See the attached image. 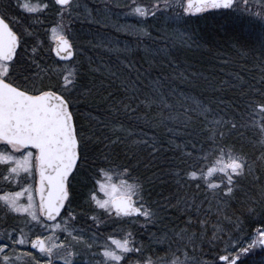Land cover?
I'll return each instance as SVG.
<instances>
[{
  "label": "trees",
  "instance_id": "trees-1",
  "mask_svg": "<svg viewBox=\"0 0 264 264\" xmlns=\"http://www.w3.org/2000/svg\"><path fill=\"white\" fill-rule=\"evenodd\" d=\"M74 1H83L82 8H90L93 16L88 18L90 21L85 20L80 13L81 7L73 14L76 17L71 18L72 34L67 35L74 45V58L65 63L53 57L47 32L42 31L60 22L58 7L51 0H27L50 6L44 13L25 16L26 30L32 34L27 35L26 41L23 34H18L23 39L18 49L17 79L23 84L25 77H29L27 85L31 88V78L36 74V88L61 91L58 70L78 71L76 88L65 95L75 124L83 133V147L78 168L70 178L71 203L66 204L62 215L72 211L77 216L75 227L83 229L85 241L91 242L94 234L101 240L95 241L90 254L79 253L77 264H89L91 253L99 250L98 242H106V236L123 239L129 232L133 234L131 239L144 251L128 254L122 264L149 258L162 264L170 256L179 257L183 251L193 257L196 264H209L223 254L219 247L222 241H228L219 237H227L225 233L235 229L238 235H243L244 242L240 244L248 243L249 234L264 224V160L260 159L264 153V145L260 143L264 113L256 107L264 103V24L256 20L262 14L257 11L258 7L253 5L248 13L254 18L230 9L186 15L177 23L163 14L155 18L154 24L147 21L134 26L143 27L150 33L149 38L130 35L126 30L115 31L96 20V6L90 0ZM143 1L148 7L152 5ZM98 10L104 9L99 7ZM177 29L183 33V39L177 38ZM100 33L128 45V50L124 53L122 49L109 51L112 45L104 52L98 47V50L87 48V45L96 46L98 40L93 35ZM249 35L256 37L249 39ZM34 46L37 47L35 56ZM33 58L40 69L32 63ZM41 69L47 70L46 73ZM140 73L143 75L138 80ZM41 75L43 77L39 78ZM156 79L162 82L160 92L171 105L169 108L159 103V95L152 90L151 81ZM133 82L140 88L139 93L131 90ZM150 99L156 100L150 108L141 103ZM197 102L210 111L204 115H199L198 110L191 111ZM185 109L190 111L185 113ZM161 113L163 117L171 114L177 119H165L161 123ZM189 116L190 122L185 123L184 119ZM213 119L234 121L238 128L231 130V124L213 125ZM213 127L222 128L225 135L220 142L226 149L233 148L245 155L252 168L251 173L241 178L235 195L227 201L217 199L202 180L189 183L186 176L188 171L196 170L198 174L206 171L219 155L213 151L212 141L207 139L210 135L207 129ZM100 168L117 171L128 168L129 182L139 183L140 196L154 212L153 218L146 221L142 217L117 218L114 215L107 219L111 220L109 223L93 231L94 223L89 217L97 212L88 201L95 179L100 178ZM2 172L7 170L0 165ZM9 189L13 191L11 186ZM250 209L255 211L250 213ZM83 214L88 220L82 219ZM99 216L100 220L105 219ZM60 220L58 217L57 221ZM14 225L17 224L0 227V230L14 228ZM205 225L213 226L208 236L201 232ZM171 235H177L178 239ZM191 235L202 241L191 243L189 250L190 242L184 239ZM215 236L219 242L213 240ZM258 254L264 256L261 250ZM32 256L37 257L34 253ZM91 264H95V260ZM240 264H264V258L247 256Z\"/></svg>",
  "mask_w": 264,
  "mask_h": 264
},
{
  "label": "snow or ice",
  "instance_id": "snow-or-ice-1",
  "mask_svg": "<svg viewBox=\"0 0 264 264\" xmlns=\"http://www.w3.org/2000/svg\"><path fill=\"white\" fill-rule=\"evenodd\" d=\"M53 3L58 6L57 15L61 17V22L49 29L50 39L54 43L51 51L61 61L72 60L74 45L71 43L70 36L65 32L63 18L67 16L71 22L74 0H53ZM49 6V3L33 4L27 0H16V7L29 16L44 13ZM180 6L183 8L184 15H193L205 10L233 9L235 0H187L186 3H183V0H155L150 7L140 6L133 0L128 14L139 18L149 16L156 18L157 15H163L171 10L173 13L171 19L178 23L181 20V13L176 9ZM193 9L195 12L192 11ZM261 19L264 20V17ZM15 22L14 18L9 20L7 16L0 14V146L11 149V152L0 149V165H7V173L2 176L3 181L19 184L26 176L34 180L35 188L26 184L19 191H6L0 194V208L6 209L11 214L26 216L30 221L36 222L39 227L50 231V234L46 237L36 235L35 238L29 240L28 234L23 229H20V235L15 237L12 232H9L10 243H0V254H4L10 247L30 244V247L37 250L40 257L44 258L41 261L31 253H24L25 256L31 257L35 264H56L57 261H62V264H77L79 252L76 251V247L84 244L91 251L97 239L94 234L91 242L84 240L83 229L75 227L77 216L72 211H68L66 216L62 215L66 204L71 203L70 178L78 168L83 147V133L75 124L73 113L70 111V102L65 95V92L70 94L76 88L78 71L65 68L58 70L60 74L58 88L61 91L55 88H36L34 83L36 74L31 78L33 80L31 88L27 85L29 77H25V83H20L17 79L20 63L18 48L21 47L23 37L18 35L11 26ZM140 22L145 21L141 19ZM124 30L130 35L151 38L150 33L143 27L134 28L126 25ZM70 31L69 28L68 32ZM25 34L31 35L32 33L25 30ZM176 36L183 39V33L179 29L176 31ZM32 51L35 56L37 47L34 46ZM32 63L40 69V65L34 58ZM41 71L46 73L47 70L41 69ZM64 72L67 74H63ZM142 75V73L138 74L137 79L139 80ZM151 84L153 92L159 95V103L165 108L171 107L165 100L164 94L160 92L161 80L156 79L151 81ZM131 90L134 93L140 92L135 82ZM155 102V99L147 102L141 101L148 108ZM256 107L264 113V103ZM125 108L128 109L129 106L125 105ZM197 110L199 115L210 111L207 107H201L198 102L191 111ZM188 111L190 110L185 109V113ZM161 115V123L165 119H177L171 114L167 117H163V113ZM190 120L189 116L185 123ZM211 123L213 125L231 124V130L238 128L234 121L213 119ZM207 130L210 132L207 139L212 141L213 151L219 155L212 165L207 167L206 172L202 170L199 174L196 170L186 172L187 180L189 183L203 180L207 189L211 190L217 199L227 201L235 195L241 178L251 173L252 168L245 155L237 153L233 148L226 149L220 142L225 135L222 128L213 127ZM260 132L262 134L260 143L264 145V126L260 128ZM143 142L147 143V141ZM152 147L155 150V144ZM15 153H21V155L17 156ZM185 154L192 155L191 153ZM204 158L207 159L206 156ZM260 159L264 160V153L261 154ZM196 164H199V160ZM216 173L220 174L219 182H209V178ZM114 176L120 178L114 181ZM129 176L128 168L122 171L100 168L98 177L102 179H95L88 202L109 217L112 215L117 218L144 217L146 221H150L154 212L143 203L139 183H130ZM196 186L199 188L200 184L197 183ZM97 191L103 194V199L98 198ZM25 196L27 203H22V198ZM37 197L38 204L36 203ZM249 211L251 213L255 209ZM41 217L43 222H41ZM58 217L61 218L60 221H57ZM89 219L98 225L100 216L93 215ZM57 233H64L65 239L60 240ZM132 235L131 232L126 233L123 239L109 236L108 243L101 244L98 251L92 252L89 264L92 260H95V264H122L128 254H142L144 249L135 244L131 239ZM257 249L264 250V229H258L255 238L247 246H241L239 242L233 244L234 254L221 255L219 260L224 264H240L242 258ZM19 258V256L16 257V259ZM0 260L3 264H13L8 255L0 256ZM136 264H154V262L151 258L138 259ZM171 264H186V261L180 260L177 256Z\"/></svg>",
  "mask_w": 264,
  "mask_h": 264
},
{
  "label": "rangeland",
  "instance_id": "rangeland-1",
  "mask_svg": "<svg viewBox=\"0 0 264 264\" xmlns=\"http://www.w3.org/2000/svg\"><path fill=\"white\" fill-rule=\"evenodd\" d=\"M90 1L92 3H94V5L96 6L95 7L96 9L94 11V14H95V16L97 18L96 20H98L100 23L107 24V26H111L112 29H114L115 31H124V26H126V25L134 27L135 25H138L139 23H141L140 22L141 19H143L145 21L144 23H146L147 21H150L153 24L157 22L156 19L152 18L151 16L146 17V18H139V17H136L134 15H129L128 13L130 11V6L132 5L133 0H90ZM186 1L187 0H183V3H185ZM146 2H149V3L153 4L155 2V0H146ZM120 3H122V4H120ZM135 3L140 5V6L148 7L145 4V1H143V0H135ZM82 4H83V1H74L73 10L71 11V14H72L71 18L72 17L73 18L76 17V15L73 16V14L77 13L79 7L82 8V6H83ZM253 5L258 7L257 11H260L262 13L256 18V20H261V22H263L262 24H264V20L261 19V17H264V0H235V6H234V8L231 11L235 12V13H241L242 15H243V13H246L247 15H250L248 13H251L250 9L253 8ZM99 7H100V9H104V10L103 11L98 10ZM180 8H181V10H180ZM89 9L87 7H83L81 12H80V13L83 14L82 15L83 18L85 20H87V21H90V20H88V18L93 16V13H92L91 9L90 10ZM176 10L181 13V17L186 16V15L183 14L182 6L178 7ZM215 11H218V10H205V11L200 12L198 14L202 15V14H205V13H210V12H215ZM165 15L172 16L173 13H172L171 10H169V12L165 13ZM157 16H162V15H157ZM250 17L254 18V16H252V15H250ZM120 19L123 20V21H119ZM60 22H61V20H60ZM63 24L65 25L66 34H68V33L72 34V31L68 32V29L71 28V26L74 24L73 21L72 20H71V22H69V20L65 21V17H64L63 18ZM56 25L57 24H54L51 27H54ZM51 27L47 28L46 30H42L45 33L47 32L46 38H47V41L49 42L50 52H51V48L54 45L53 41L50 39V31H49V29ZM26 28H27V26H25V30H26ZM122 28H123V30H122ZM25 30L22 29V31H20V32H23L22 34H23V37H25L24 40L26 41L27 40V35H25ZM102 33H104V32H102ZM102 33L94 34L93 37L98 40V43L96 44V46L95 45H87V48H89V49H93L94 48L95 50H98V48H100L99 51L100 52L101 51L104 52V51L108 50V45H112L113 48H111L109 51L116 52L117 48H118V49H122V53H124V52H126L128 50V45H126V44H124L122 42L118 43L116 40H112L111 38H105V37L102 36ZM28 36H31V35H28ZM255 37H256L255 35H252V36L249 35L248 38L249 39L250 38L254 39ZM261 42H262V39H260V43ZM39 44H40V42H39ZM262 45H264V44H262ZM125 49H127V50H125ZM111 56H113V55H111ZM41 77H43V75H41L39 78H41ZM39 84H42V83L39 82ZM177 104L178 103L175 102V105H177ZM184 122H186V119H184ZM15 155L19 156V155H21V153H15ZM206 171H204V172H206ZM22 176H25V174H22ZM100 179H102V177H100ZM113 180L117 181L118 179L116 177H113ZM219 180H220V174L219 173L213 174V176L209 178V182L218 183ZM30 183H32V178H28V177L25 176V179L22 180L19 184L11 183V188H12L13 191H19V190H21V188H20L21 186L23 187L26 184H30ZM203 183L205 184L204 181H203ZM74 187L75 188L77 187V183L76 182H74ZM97 195H98V198H100V199L104 198L103 194L99 193L98 191H97ZM21 202L22 203H27L26 196L24 198H22ZM36 203L38 204L37 198H36ZM92 206L95 208L94 205H92ZM96 212H97L96 215H103L105 217V219L99 220L98 225L94 224L92 226V224H91V226L93 227V229H92L93 231H96V230L98 231V229L102 228L103 224L109 223L111 221V220H107L110 217L108 215H106V214H103L102 210L96 209ZM11 215L15 216V219L11 218L9 215H3L2 213H0V227L8 226L9 224H20V225L19 226L18 225H14L13 226L14 228H8L7 230L0 231V243H10V241L8 240V233L12 232L14 237L15 236H19L20 235V229H23L24 232L28 234L29 240L35 238L34 235H37V233L40 234L41 237H46L47 235L50 234V231H47V230L39 227V225L36 222L30 221L29 218H27L26 216H20V215H17V214H11ZM113 216L114 215H112L111 217H113ZM82 219L88 220V216H85L83 214L82 215ZM142 220H145V218L142 217ZM41 222H43L42 219H41ZM90 222H92V221H90ZM129 225H131V224H129ZM212 229H213V226L210 227L209 225H205V227L201 230V232L204 231L206 233V235L208 236V235H210V232H211ZM258 229H264V224H262L261 227L255 228L249 234V236L247 238V240L249 241L248 243H250L251 240L253 238H255ZM224 231H226V230L224 229ZM224 231L220 230L219 232L225 233ZM225 234H226L227 237H224V236L219 237V238H227V240H228V241H225V240L222 241L223 245H225V246L219 245V247H221V249H223V254H221V255L231 256V255L234 254V253H230L231 251H233V244H235L237 242H239V244H240V242H244L243 235L242 234L238 235L236 229L232 233L229 232V233H225ZM57 236L59 238H65V234L64 233H57ZM98 237L99 236H97V238ZM108 237L109 236H106L104 238L106 240V242H104L102 244L108 243ZM172 237L173 238L176 237V239H178L177 235H173ZM113 238L119 239L117 237H113ZM96 240L100 241L101 239H96ZM213 240H215V242H219V240H218V238H216V236H215V238ZM213 240H212V242H213ZM184 241L190 242V244L188 243V245H189V250H191L192 249L191 243L196 242V241L197 242H201L202 240H199L198 237L191 235L190 237H186L184 239ZM248 243H245L244 245H242V244H240V245L241 246H247ZM100 245H101V242H98V246H100ZM29 246H30V244L23 245V246L16 245L15 248H11L10 247V248L6 249L4 254H0V256L8 255L12 259L13 264H35V261L32 260L31 257H28V256L24 255V253H28L26 250L29 249ZM76 249L78 250V252L80 254H81L82 251H85L86 254L90 252V250H88L86 248V245H84V244L78 245L76 247ZM198 250L200 251V249H198ZM29 251H30V249H29ZM259 251H260L259 249L254 250L248 256L254 257L256 259H263L264 256L262 257L260 254H258ZM261 251L264 252V250H261ZM30 253L33 254V252H30ZM212 253H213V251H212ZM17 256H19L20 258L16 259ZM36 256H37V258H39L41 260L44 259V258H41L40 255H38V254H36ZM91 256H92V253H91ZM177 256L178 255H174L173 257L170 256L167 259V261H164L162 264H171V261L174 258H176ZM210 256H212V255H210ZM220 256H217L214 259H212L213 258L212 257L211 259L213 261L211 259H209V260L212 261L209 264H217V263L218 264H224V263H221L219 261V257ZM244 258H246V257H244ZM244 258H242L241 261H243ZM179 259L180 260H185L186 264H196L195 261H192L193 257L189 256L186 251L182 252V254L179 256ZM151 260L154 262V264H157V262L155 260H153V259H151ZM0 264H3L2 260H0ZM56 264H62V261H57ZM129 264H136V263H129Z\"/></svg>",
  "mask_w": 264,
  "mask_h": 264
},
{
  "label": "flooded vegetation",
  "instance_id": "flooded-vegetation-1",
  "mask_svg": "<svg viewBox=\"0 0 264 264\" xmlns=\"http://www.w3.org/2000/svg\"><path fill=\"white\" fill-rule=\"evenodd\" d=\"M51 1L53 2V0H51ZM0 14L7 16L9 20H12L14 18L16 22L14 24H11V26L17 32V34L23 33L20 31H22V29L25 30V26H26V17L25 16H26V14L21 12L16 7V0H0ZM0 149H4L8 152H11V149L7 148L6 146H0ZM3 166H5L6 170H7V165H3ZM6 173H3V172H2V174L0 173V194H3L4 192L10 190L9 188L11 186V183L7 182V181H3V179H2V176ZM30 185H32L33 188H35V182L33 179H32V183H30ZM0 213H2L3 215H9L11 218L15 219V216H12L10 213H8L6 209L0 208ZM17 225H20V224H17ZM3 227H6V226H3ZM3 230H5V229H1L0 231H3ZM29 249H30V246H29ZM33 253L39 255V253H37V252H33Z\"/></svg>",
  "mask_w": 264,
  "mask_h": 264
},
{
  "label": "water",
  "instance_id": "water-1",
  "mask_svg": "<svg viewBox=\"0 0 264 264\" xmlns=\"http://www.w3.org/2000/svg\"><path fill=\"white\" fill-rule=\"evenodd\" d=\"M187 2V1H186ZM185 2V3H186ZM193 12H195V10L193 9L192 10ZM53 47H54V45H53ZM52 55H53V57L57 60V61H60V62H69V61H71V60H67V61H61V60H59V58L56 56V54L54 53V52H52ZM73 58H74V56H73ZM72 58V59H73ZM37 179H38V177H37ZM37 199H38V197H37ZM43 219V218H42ZM30 249L32 250V251H34V252H37V250H35V249H32L31 247H30ZM38 253V252H37ZM220 261V260H219ZM221 263H224V262H222V261H220Z\"/></svg>",
  "mask_w": 264,
  "mask_h": 264
}]
</instances>
